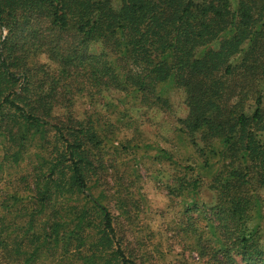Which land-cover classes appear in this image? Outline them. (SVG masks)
Segmentation results:
<instances>
[{
    "label": "trees",
    "instance_id": "trees-1",
    "mask_svg": "<svg viewBox=\"0 0 264 264\" xmlns=\"http://www.w3.org/2000/svg\"><path fill=\"white\" fill-rule=\"evenodd\" d=\"M231 2L0 0V171H21L0 196V264H145L102 188L110 122L76 102L125 93L162 110L167 87L188 110L181 130L217 157L213 203L197 201L198 176L169 191L205 214L206 238L188 224L198 253L264 264V0Z\"/></svg>",
    "mask_w": 264,
    "mask_h": 264
},
{
    "label": "rangeland",
    "instance_id": "rangeland-1",
    "mask_svg": "<svg viewBox=\"0 0 264 264\" xmlns=\"http://www.w3.org/2000/svg\"><path fill=\"white\" fill-rule=\"evenodd\" d=\"M231 3L234 8L236 0ZM39 60L49 62L45 55H40ZM164 95L169 106L160 110L139 104L131 94H108L105 99L96 95L92 100L82 94L76 111L90 108L101 121L110 122L105 125L102 148L107 173L102 188L109 195L106 201L115 224L119 223L122 239L142 255L145 264H208L209 257L198 253L197 238L188 226L193 225L206 238L205 214L186 210L191 196H175L169 191L178 184L179 176H198L201 184L197 201L213 203L208 185L216 164L209 167L206 163L215 162L217 157L207 149L199 133L188 136L181 130L179 119L188 112L182 94L167 87ZM16 171L21 172L15 167L0 171V196L9 190ZM261 193L264 197V190ZM117 196L125 199L122 211L115 204ZM60 257H43L38 262L67 261L65 257L59 261Z\"/></svg>",
    "mask_w": 264,
    "mask_h": 264
}]
</instances>
